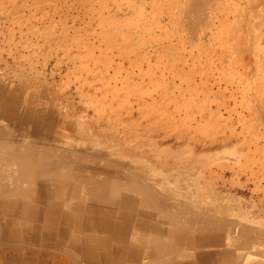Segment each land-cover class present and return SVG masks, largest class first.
<instances>
[{
  "label": "rangeland",
  "instance_id": "374dc122",
  "mask_svg": "<svg viewBox=\"0 0 264 264\" xmlns=\"http://www.w3.org/2000/svg\"><path fill=\"white\" fill-rule=\"evenodd\" d=\"M198 1L0 0V143L26 142L27 150L32 148L37 159L41 156L43 161L56 162L50 172L69 174L65 183L56 180L50 184L53 192L66 186L65 194L57 192L67 200L66 210L77 201L86 210L95 205L88 197L90 184L77 178V168L115 173L108 163L117 161L145 168L140 172L142 179H135L147 186L153 182L151 187L169 201L163 209L171 215L179 213V225L191 224V228L198 229L200 223L193 221V217L210 207L221 209L222 218L237 224L231 232L234 239L241 236L240 225L264 228V4L255 7L259 0H201L205 3L203 9L196 8L201 3ZM197 9L205 10L207 16ZM243 37L244 45H237L236 40L242 42ZM246 58L251 64L244 62ZM245 115L250 118L246 120ZM25 117L40 120L39 129L23 121ZM100 152L103 156L97 158L95 154ZM10 168L0 161V186L5 192L28 186L20 174L15 178L17 183L11 185L16 174ZM40 178L39 181L46 182ZM153 179L164 182L157 184ZM5 195L0 194V203L24 201L23 197ZM76 195H81V200ZM129 195L141 199L133 192ZM49 198L45 205L33 199L32 207L41 212L42 226L39 221L31 228L23 225L21 232L32 235L36 232L34 227H38L39 238L43 239L46 202L60 201L56 195ZM216 198L219 202H215ZM191 207H195L194 211ZM165 210L162 212L166 213ZM7 213L0 206V242L11 246L17 243L10 236L16 227L10 225L14 217ZM186 214L191 223L185 219ZM82 215L87 221L88 212ZM156 216L159 217L158 211ZM17 218L21 220L18 215ZM159 222L164 224V232L172 228L163 220ZM70 232L79 235L75 229ZM153 232L135 229L132 236L146 240L158 236ZM53 235V242L62 240L58 231ZM188 235L174 237L175 241L169 244L172 251L164 255L171 252L178 262H183L178 257L183 252L218 250L201 247V234ZM247 237L243 242L246 245L225 240L221 250L226 254V264L262 259L254 253L264 251V238L255 234ZM24 240L25 237L18 241ZM116 243L114 240L112 246ZM69 254L74 255L70 248ZM174 257L172 263L178 264Z\"/></svg>",
  "mask_w": 264,
  "mask_h": 264
},
{
  "label": "bare ground",
  "instance_id": "6f19581e",
  "mask_svg": "<svg viewBox=\"0 0 264 264\" xmlns=\"http://www.w3.org/2000/svg\"><path fill=\"white\" fill-rule=\"evenodd\" d=\"M199 1L201 2V0H199ZM202 1H204V0H202ZM204 2H201L200 5L203 4ZM255 2H256V0H255ZM252 3H254V2H252ZM259 3L260 4L261 3L264 4V0H259L257 3H254V6L256 7V5L259 4ZM192 4H190V5L192 6ZM197 4H199V3H197ZM200 5H198L196 8H198V7H202L203 9L205 8L204 7L205 3L203 4V6H200ZM192 8H194V7H192ZM192 10L190 9V11H192ZM198 10L199 9H197L196 11H198ZM204 11L205 10L198 11V13L200 12V14H201V12L203 13ZM188 12L189 11H187V17L189 15ZM261 13H263V11ZM204 15H206V13ZM261 15H263V14H261ZM202 19H204V18L202 17ZM244 31H245V29H244ZM206 35H207V33H206ZM245 36L246 35H244V37ZM244 37L242 38V42H241L240 39H237V38H236L237 40L234 39V40H236L237 45H238V43H240V44L242 43V46L244 45V43H243ZM204 39H205V37H204ZM238 40H240V42ZM245 41L247 42V39ZM245 56H248L247 53H246ZM249 57H250L249 59H251V61H252L253 59L251 58L250 55H249ZM246 61H247V58H246V60H244V62H246ZM248 61L251 62L250 60H248ZM236 63L238 64V61ZM249 64H251V63H249ZM249 66H248L249 69L253 67L252 65H251L252 67H249ZM250 77H251V75H250ZM256 82L257 81L255 79V83ZM11 86H13V85H11ZM1 89H2V87H1ZM16 100H18L17 97H16ZM247 102H248V100H247ZM219 103L220 102H218V104ZM241 103H243V100H242ZM211 104H212V102H211ZM214 104H215V102H214ZM13 105H15V104H13ZM16 105H17V103H16ZM215 105L219 106L217 104H215ZM2 106H4V103L2 104ZM241 107H243V105ZM208 111H209V107H208ZM253 112H255V109H254ZM7 113H8V111H7ZM43 113H41V114H43ZM52 114H54V113H52ZM35 115H37V113ZM87 116H88V114H87ZM243 116H242V119H243ZM250 116H252V115H250ZM32 117H25L24 118L25 120H23V121H25L26 123H30L33 126V128H35V129L38 128L39 129L40 125L38 124L37 121H40V120H36V118L34 119ZM37 117L41 118L40 114L37 115ZM80 117H82V115ZM246 117L247 116L245 115V118ZM252 118H254V117H252ZM73 119H75V117ZM240 119L241 118H239V120ZM248 119L246 118V120H248ZM18 125H20V124L18 123ZM251 127H253V126H251ZM71 132H72V130H71ZM77 133H79V132H77ZM129 133L126 136H129ZM14 135H16V134L14 133ZM35 136H37V135H35ZM45 137H47V135ZM116 137H117V135H116ZM0 139H3V138H0ZM26 139H28V138H26ZM30 139H32V138H30ZM33 141H35V138H34ZM45 142H47V141H45ZM48 142H50V141H48ZM2 143H4V142H2ZM24 143H25V145H22V144L21 145H14V144H10V143H7L6 145L5 144L1 145V143H0V161H3L5 164L10 165V167L12 168V172L14 174H16V175H14L15 177L11 178V185H12V183L13 184L17 183V181H16L17 178L16 177L19 174L21 175V177H23V179H26L25 181L28 184V186H25L24 188H22L20 190H16V188H15L16 191L14 190V188L13 189L11 188L9 190V192H5V189L0 186V194H7L5 196H15V197L19 196V197H23L24 198L23 203H20V204L18 202L9 201V200H4V201H2V203H0V206L3 209L9 211V213H7V214L14 217V219H12V221H10V225H13V227H16V228L13 229V231H12L10 236H12V238L15 240V242H17V243H15L13 245L11 244V246L10 245L7 246V245L2 244L0 242V264H159L162 260H164V262H166V263H169V262L173 261V256H172L173 253L170 252L169 254H166V255H164V254H165V252L168 253V250H170V249L172 251V248H171V246H169V244H171L172 241L175 239L174 237L178 236V237L181 238L180 235H183V233L188 231L187 228H191V224H189L191 222H189V220L187 219L189 215L186 214L187 217H185V219L189 222L188 224L190 226L189 227L188 226L185 227L182 224L183 221L181 223L182 225L178 224V222L181 221V219H182V218H180V220L177 221L176 216H177V214L179 215V213H176L175 215H173L175 212L172 211L173 214L171 215L170 213H167L165 209H163L164 205L165 204L167 205V203H165V202H167L168 200L166 199L167 200L166 201L165 199H163L162 195H159L156 192V190L153 187H151L153 185L152 184L153 182L150 180L152 183L150 182L151 185L147 186L146 183L140 182L139 180L135 179V177L137 179H142V177L140 176V172L141 173H142V171L144 172V170H145L144 167H142L141 165H121L119 162H118V164H119L118 165L117 161H115L117 165L113 164L114 162L113 163H108L110 168L114 169L116 171L115 173H112L110 171L107 172V171H104V170L100 171L98 169H92L91 167H90V169H91L90 171L86 170L87 167L77 168V178L79 180H82V182H86V183L90 184L88 197L91 200L95 201L94 202L95 205H91V206L87 207V210H86V209L83 208L82 204L77 201V202H74L73 204L70 205L71 209L68 207L69 210H66V208H67L66 207L67 206L66 205V201L67 200L65 201V200H63L62 196H59V194H65L66 193V191H67L66 186L63 185L62 187L56 189L57 190L56 192H53L52 191L53 189L50 187V184L54 183L53 181H56V180H58V182L60 181L62 183H65L66 180L68 179L69 174L68 175H62V174H59L58 171L57 172H55V171L54 172H50V170H51L50 167L52 165H56L55 164L56 162L54 163V162L43 161V158H41V156H39L38 159H37L36 152L33 151L32 148H30L31 150H27V147H26L27 143L26 142H24ZM15 144H17V143L15 142ZM79 145H81V144H79ZM82 145H83V143H82ZM217 145H218V143H217ZM44 146H45V144H44ZM119 146H120V144H119ZM215 146H213V147H215ZM79 147L83 148L84 146H79ZM132 147H134V145ZM136 147L137 146H135V148ZM62 148H65V147L63 146ZM216 148H217V146H216ZM18 149H19V151H18ZM33 149L35 150L36 148H33ZM51 149H52V147H51ZM57 149H58V147H57ZM57 149H55V150L57 151ZM85 149H87V148L85 147ZM85 149H84V151H86ZM209 149H212V148H209ZM43 150H44V148H43ZM65 150H68V149H65ZM10 151H13V152H10ZM44 151H46V150H44ZM74 151H76V150H74ZM84 151H83V153H84ZM88 151H89V149H88ZM210 151L211 150H209L208 152H210ZM212 151H216V150H212ZM19 152H22V153H19ZM51 152H52V150H51ZM63 152H65V151H63ZM58 153H60V152H58ZM134 153H132V154H134ZM212 153H214V152H212ZM215 153H218V152L216 151ZM64 154H67V153H64ZM88 154H90V153H88ZM101 154L103 156V152L102 153L101 152L100 153H96L95 156L98 158V157L101 156ZM73 155H75V154H73ZM53 156L52 157L55 158L56 155H53ZM67 156H68V154H67ZM61 157H62V154H61ZM72 157L74 158V156H72ZM66 160H68V159L66 158ZM146 160L150 162L152 159L151 158H147ZM59 161H62V160H59ZM59 161L57 163V166L60 164ZM108 162H110V160ZM158 162H159V160H158ZM96 165H97V162H96ZM101 165H99L98 167H101ZM61 169H64V168L61 167ZM74 169H75V167H74ZM36 170H38V172H36ZM39 170L40 171L42 170V171L39 172ZM66 170L67 169H64V171H66ZM106 170H109V169H106ZM74 172H75V170H74ZM97 175H101L102 178H99V176H97ZM0 177H1V174H0ZM38 177H41L40 180H44L46 182L42 183L41 181H39ZM144 177L145 176H143V178ZM114 179L117 182H115ZM146 181L148 182L149 180H146ZM153 181L155 183H157V184H160L158 182L159 181L161 182V179L159 181L157 179H153ZM162 182H164V181H162ZM39 188H40V190H38ZM125 189L127 190L128 193H125L123 191ZM129 192H133V194H135V195L136 194L140 195L141 199L137 200V199L132 198L129 195ZM76 193H78V192H76ZM52 195H56L60 199V201L51 203V202H49V200H47V202H46L47 203L46 207H45L46 217L44 219V225L42 227L43 231L46 232V233L43 234V239L39 238V235L37 233V232H39L38 227H34L35 228L34 230L36 232L34 234H32V235H27L28 233H26L24 231L21 232V230H20L21 227L25 228V226H23V225H26L29 228H31L32 225L36 226L38 221L41 224V212H39L38 207H36V208L32 207V203H34L33 199L38 197L37 199H34L35 202H38V203H41V204L45 205V200L47 198H49L50 196H52ZM201 196H203V195H201ZM76 198L78 200H81L82 197H81V195H76ZM218 200L219 199L216 198L215 202H217ZM220 200L222 201V198ZM172 201H173V199H172ZM174 202H176V201H174ZM168 203H169V201H168ZM170 203H172V202L170 201ZM238 203H239V201H238ZM234 205H236V204H234ZM177 207H179V206H177ZM182 208H183V206H182ZM191 208H193L192 210L194 211L195 207H191ZM191 208H189V209H191ZM163 210H165L166 213L162 212ZM167 210L170 211V209H167ZM157 211L159 212V217L158 218H156L157 217L156 216V212ZM189 211H191V210H189ZM87 212H88V216L89 217H88V220L86 221L85 220L86 216L84 217L82 214L85 215V213H87ZM188 212H186V213H188ZM153 213H154V215H153ZM223 213L224 212L221 209L219 210L217 208H210L209 207L205 211H203V213H196V215L193 217V221H198L200 224H203L204 226L209 227L210 225H212V226H210V229L212 228V230L210 231L209 236L208 235H203L202 236V238H203V243L202 244L210 245V244H213L214 242H216V233H213V231H218L217 228L221 227V225H224L227 231H229V229L232 231L233 229L236 228V225H237L236 223H233L232 221H231L232 223L228 222V221L225 220V218L221 217ZM17 215L22 221L21 220L19 221V219L17 218ZM181 215H182V213H181ZM0 216L2 217V215H0ZM227 216H228V213H227ZM235 216H236V214H235ZM179 217H181V216H179ZM190 217H192V215ZM159 220H163V222L167 223L169 225V227L171 226L172 228L169 229V230H166V232L162 231L161 225L163 226L164 224H160ZM187 221H186V223H187ZM190 221H191V219H190ZM34 223H35V225H34ZM254 224H255V222H254ZM260 224H261V222H260ZM19 225H20V227L17 228V226H19ZM41 226H42V224H41ZM203 228H206V227H203ZM239 228L241 229L240 230V235H241L240 239H233L232 235H229L227 233V235H228L227 239L229 241H231V243L233 245H246V244H243V242H245L243 240L247 239L248 235L254 234L255 232L258 234L257 235L258 237L264 238V228H262V227L254 229V228H249V227H245V226L240 225ZM71 229H75L79 233V235L72 234L73 231L71 233L70 232ZM135 229H136V231H141V232H143V231H154L153 233H155L158 236H153V237L150 236V239H146V240L144 238H142V237H138V238L136 237L135 238V237L132 236V235H134L132 233V231H135ZM40 230H41V228H40ZM54 231H58L60 236H63L62 240L65 239L64 242L62 240H57V239H56L57 242H53ZM69 232L71 233V235L69 234ZM82 233L85 234V237H81L80 236V234H82ZM97 233H102V234L105 235V237L103 236L104 238H102ZM24 237H25L24 241H26V242L18 241V240H20L21 238H24ZM131 237H133V240H130ZM160 237H164V238H160ZM114 240L117 241L118 243H116L114 245V247H113L112 245H113ZM155 242H156V244H155ZM51 246H54V247H51ZM258 247H260V246H258ZM69 248H70V251L72 250L74 252L73 256H71L69 254ZM145 248L147 249V252L144 253ZM58 249L60 250V253L58 252ZM9 254H10V256H9ZM167 256H170L172 259L171 260L168 259L169 257L167 258ZM203 256H208V255H200V257H203ZM263 258H264V256H263ZM201 259L203 260V258H201ZM224 262L226 264V259H223V263ZM174 263H175V261H174ZM178 264H195V263L192 260H190V261H186V262L185 261L184 262H178ZM257 264H261V263L257 262Z\"/></svg>",
  "mask_w": 264,
  "mask_h": 264
},
{
  "label": "crops",
  "instance_id": "0c3cea01",
  "mask_svg": "<svg viewBox=\"0 0 264 264\" xmlns=\"http://www.w3.org/2000/svg\"><path fill=\"white\" fill-rule=\"evenodd\" d=\"M203 227H206V228H203ZM221 227L217 228L218 231L213 232V233H216V242H214L213 244H210V245L202 244V242H203L202 236L203 235H208L209 236V233L212 230V228L210 229V226L207 227V226H204L203 224H200L198 229H196V230L193 229V228H187L188 231L183 233V235H188V234H190V232L199 233L201 235H198V236H200L202 238V242L200 243L201 247H203V246L206 247L207 246V247H210V248H217L218 250L216 252H215V250H209V251H206V252H200V253H196L195 252V253H192V254L183 252V254L178 255L179 259L183 260V262L192 260L195 264H199L200 262H201L200 264H202L203 262L212 263L213 261H218L220 259L221 260L220 264H225V262L223 263V259H224V255H226V254L221 249H222V247L225 244V240H228L227 239L228 235L226 233L231 235V232H233L234 229L232 231L230 229H229V231H227L224 225H221ZM255 229H257V228H255ZM239 230H241V229L239 228ZM254 234L256 236L258 235L256 232ZM240 238H241V236L239 238H237V239H240ZM243 241H245V240H243ZM229 242H231V241H229ZM155 244H156V242H155ZM171 248H172V246H171ZM254 254H257V256L262 257V259H260L259 261L254 262V263L252 261H249L247 264H257V262H260L261 264H264V258H263L264 251H258V253L255 252ZM200 255H208V256L200 257ZM201 258H203V260ZM174 261L176 263H178V261L175 259V257H174ZM227 262L228 261H226V263ZM159 264H173V263L172 262L166 263V262H164V260H162Z\"/></svg>",
  "mask_w": 264,
  "mask_h": 264
}]
</instances>
